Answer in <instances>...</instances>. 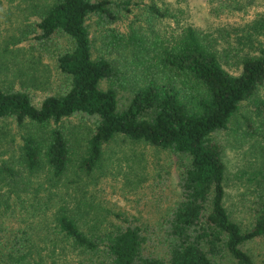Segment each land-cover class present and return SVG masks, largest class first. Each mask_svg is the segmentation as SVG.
<instances>
[{"label":"trees","instance_id":"trees-1","mask_svg":"<svg viewBox=\"0 0 264 264\" xmlns=\"http://www.w3.org/2000/svg\"><path fill=\"white\" fill-rule=\"evenodd\" d=\"M209 2L218 16L247 5ZM135 3H32L39 17L30 35L55 56L67 82L38 103L21 84L0 86V123L13 122L20 137L16 144L14 132L0 128L16 148L0 161V264H255L245 245L264 236V9L241 26L188 24L149 37L131 31L123 41L111 23ZM147 8L160 20L170 14L155 2ZM105 35V49L93 48ZM114 49L123 51V62L111 56ZM245 105L243 135L262 160L237 173L251 185V223L243 226L225 203L222 134ZM73 116L88 122L83 141L64 128ZM118 136L187 158L178 198L156 223L83 201L99 178L105 146Z\"/></svg>","mask_w":264,"mask_h":264},{"label":"rangeland","instance_id":"rangeland-1","mask_svg":"<svg viewBox=\"0 0 264 264\" xmlns=\"http://www.w3.org/2000/svg\"><path fill=\"white\" fill-rule=\"evenodd\" d=\"M35 1L39 0L0 2V86L12 82L21 84L30 93L32 100L38 103L44 94L64 89L67 77L58 69L55 56L44 53V49L40 51L35 39L31 37L39 17V9H32V3ZM135 1L138 3L130 5L131 10L121 21L114 25L111 23L110 28H113L123 41L131 31H139L149 37L153 31L169 34L173 29H180L188 24L201 30L241 26L264 9V0H243L247 4L243 10L218 16L210 11L209 0ZM149 2H155L161 9L167 8L170 14L161 20L155 18L148 11ZM24 31L28 32V37L14 41L15 36L23 35ZM103 33L99 30L95 32L98 37L101 34L103 36ZM107 40L105 35L94 42L93 48L102 50ZM110 54L119 56L123 62L122 50L114 49ZM261 93L264 94V89ZM247 112L245 105L231 119L229 128L222 134L227 166L225 203L232 216L243 226L251 223V185L244 177H238L237 173L251 172L262 160V153L254 140L243 135L246 124L242 114ZM63 125L71 139L76 142L83 141L88 122L73 116L64 120ZM0 128L14 132L12 135L17 136L14 142L19 144L20 137L13 122L2 121ZM10 137L7 141L6 137H0V161L7 159L9 152L16 149ZM104 149L103 163L100 171L98 170L99 178L90 180L83 201L87 204L93 200L94 204L98 202L102 207L124 209L141 220L156 223L162 213L172 207L178 198L179 172L183 160H187L186 156L144 142L125 140L121 136L108 143ZM242 175L247 177L248 174ZM94 209L100 213L102 211L100 208ZM162 245L163 243H157L156 247L161 253L165 248ZM245 248L252 255L255 264H264V236L249 241Z\"/></svg>","mask_w":264,"mask_h":264}]
</instances>
